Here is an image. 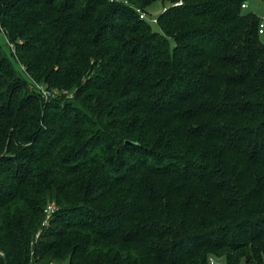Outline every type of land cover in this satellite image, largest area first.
<instances>
[{
  "label": "trees",
  "instance_id": "1",
  "mask_svg": "<svg viewBox=\"0 0 264 264\" xmlns=\"http://www.w3.org/2000/svg\"><path fill=\"white\" fill-rule=\"evenodd\" d=\"M247 1L0 0V264H264Z\"/></svg>",
  "mask_w": 264,
  "mask_h": 264
},
{
  "label": "rangeland",
  "instance_id": "2",
  "mask_svg": "<svg viewBox=\"0 0 264 264\" xmlns=\"http://www.w3.org/2000/svg\"><path fill=\"white\" fill-rule=\"evenodd\" d=\"M247 7L243 9L244 13H253L256 14L261 21H264V0H248L246 2ZM165 5L162 1H157L153 5H151L147 10V16L150 20L153 18H157L161 15V13L164 11ZM154 28L157 29L158 26L154 24ZM261 40L264 42V33L260 35ZM6 37L3 33L0 34V43L2 45H5ZM225 256V255H223ZM218 259L219 264H227L226 261L223 258H216L211 257L210 263L211 264H217L216 261ZM213 260V261H212ZM66 264V263H63Z\"/></svg>",
  "mask_w": 264,
  "mask_h": 264
},
{
  "label": "built area",
  "instance_id": "3",
  "mask_svg": "<svg viewBox=\"0 0 264 264\" xmlns=\"http://www.w3.org/2000/svg\"><path fill=\"white\" fill-rule=\"evenodd\" d=\"M112 1H114V0H112ZM243 7H246V4H244ZM137 11L140 13V15H141L142 18H147L148 17L147 16V13L144 12L142 9L137 8ZM153 21L156 22L157 19H154ZM260 33H264V21L261 22V25H260Z\"/></svg>",
  "mask_w": 264,
  "mask_h": 264
}]
</instances>
